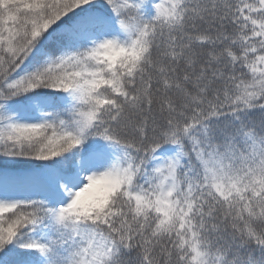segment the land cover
<instances>
[{"label": "snow or ice", "instance_id": "obj_1", "mask_svg": "<svg viewBox=\"0 0 264 264\" xmlns=\"http://www.w3.org/2000/svg\"><path fill=\"white\" fill-rule=\"evenodd\" d=\"M0 264H264V0H0Z\"/></svg>", "mask_w": 264, "mask_h": 264}]
</instances>
